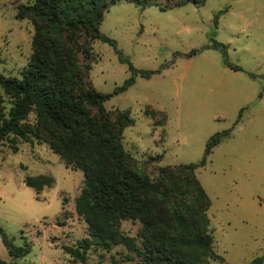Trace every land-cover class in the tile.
Returning a JSON list of instances; mask_svg holds the SVG:
<instances>
[{
  "label": "rangeland",
  "instance_id": "obj_1",
  "mask_svg": "<svg viewBox=\"0 0 264 264\" xmlns=\"http://www.w3.org/2000/svg\"><path fill=\"white\" fill-rule=\"evenodd\" d=\"M27 0H0V72L21 77L33 52L34 24L16 17ZM139 69L127 90L101 107L116 115L129 110L134 123L123 131V146L135 168L158 174L161 166L199 162L208 138L231 129L206 164L195 171L210 197L208 209L214 250L211 264H248L264 253V0H205L168 9L121 0L109 5L100 26ZM216 42L224 47L214 46ZM195 50V53H191ZM92 85L112 93L130 75L115 47L95 40ZM241 66L236 70L226 64ZM156 110L153 118L145 110ZM98 114L100 107L92 108ZM36 111L29 113L36 120ZM51 174L55 183L39 193L27 176ZM83 169L67 166L43 139L8 142L0 151V227L30 251L18 264H143L123 244L106 250L92 245L85 263L63 245L89 237L75 208L84 185ZM142 223L126 219L121 230L137 236ZM138 242H140L138 240ZM0 258L13 261L0 235Z\"/></svg>",
  "mask_w": 264,
  "mask_h": 264
},
{
  "label": "trees",
  "instance_id": "obj_2",
  "mask_svg": "<svg viewBox=\"0 0 264 264\" xmlns=\"http://www.w3.org/2000/svg\"><path fill=\"white\" fill-rule=\"evenodd\" d=\"M121 0H27L16 17L34 24L33 52L21 77L0 72V151L8 142L17 151L19 142L43 139L61 155L67 166L81 168L84 185L76 197L77 213L88 223L89 237L76 246L63 245L73 258L85 263L92 245L106 250L123 244L141 257L143 264H211L223 259L214 250L208 209L210 197L195 171L206 164L213 148L231 134L217 131L206 143L199 162L161 166L156 177L135 168L123 146V131L134 123L129 110L113 115L101 107L112 95L127 90L138 76L154 71L139 69L100 26L109 5ZM162 9L205 0H128ZM95 40L115 47L121 61L129 63L130 75L114 92L98 91L89 79L95 60ZM214 46L224 47L216 42ZM191 53H195L193 50ZM233 69L241 66L225 61ZM100 107L98 114L92 108ZM35 110L37 118L29 119ZM157 112L145 110L155 117ZM26 185L38 193L55 183L51 174L27 176ZM142 223L137 236L121 230L123 220ZM0 235L13 261L29 253L17 245L2 227ZM138 240L140 242H138ZM0 263L5 260L0 258ZM112 264H118L113 260ZM248 264H264V253Z\"/></svg>",
  "mask_w": 264,
  "mask_h": 264
}]
</instances>
